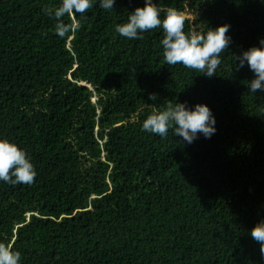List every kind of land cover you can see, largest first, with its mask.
Instances as JSON below:
<instances>
[{
    "label": "trees",
    "instance_id": "obj_1",
    "mask_svg": "<svg viewBox=\"0 0 264 264\" xmlns=\"http://www.w3.org/2000/svg\"><path fill=\"white\" fill-rule=\"evenodd\" d=\"M154 2L189 16L185 31L230 26L215 75L167 65L161 28L115 31L144 0H93L64 17L79 25L64 38L44 12L61 0H0V138L36 171L31 184L0 180V242L20 264H264L251 237L264 219V91L235 61L264 39V0ZM169 101L206 104L215 134L144 131Z\"/></svg>",
    "mask_w": 264,
    "mask_h": 264
},
{
    "label": "clouds",
    "instance_id": "obj_2",
    "mask_svg": "<svg viewBox=\"0 0 264 264\" xmlns=\"http://www.w3.org/2000/svg\"><path fill=\"white\" fill-rule=\"evenodd\" d=\"M115 0H100V7L113 8ZM93 7V0H61L57 7H45L44 12L56 21L54 31L61 38L78 30L76 23L66 22L64 17L74 20L76 15L83 17ZM163 13V16L161 15ZM190 19L184 12L175 8H164L154 0H144L143 7L130 12L126 23L117 24L115 31L127 39L143 38L144 32L161 28L164 36L163 57L167 65L182 64L198 73L212 77L221 64V53L228 49L231 38L229 25L222 24L210 28L207 32L185 31L186 21ZM260 46H252L239 57L237 70L245 65L254 72L255 77L249 82L253 93L264 91V39ZM157 100V94L149 95ZM215 117L206 104L198 103L189 108L184 102L173 104L169 101L159 110H153L143 121L144 131L166 138L171 129L173 135L182 137L191 144L200 134L210 138L216 132ZM36 171L27 151L7 138H0V180L10 184H31ZM251 237L259 243L260 253L264 256V219L251 229ZM21 253L12 243L0 242V264H20Z\"/></svg>",
    "mask_w": 264,
    "mask_h": 264
},
{
    "label": "rangeland",
    "instance_id": "obj_3",
    "mask_svg": "<svg viewBox=\"0 0 264 264\" xmlns=\"http://www.w3.org/2000/svg\"><path fill=\"white\" fill-rule=\"evenodd\" d=\"M83 84H85V83H83ZM88 86H90V85H88ZM90 90L91 91H93V95H92V101H93V103L99 108L100 107V105H99V99H101V96L98 94V93H96V91L92 88V86H90ZM100 111V110H99ZM101 142V144H103V142L104 141H100ZM84 155H86V153H84ZM104 155H105V153H103V155H102V161H104ZM89 159V158H88ZM31 218V216L28 214V220Z\"/></svg>",
    "mask_w": 264,
    "mask_h": 264
}]
</instances>
